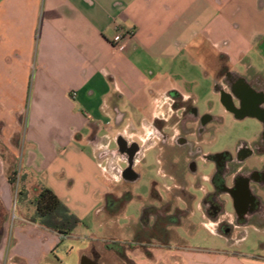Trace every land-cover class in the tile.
Masks as SVG:
<instances>
[{"label":"crops","instance_id":"1","mask_svg":"<svg viewBox=\"0 0 264 264\" xmlns=\"http://www.w3.org/2000/svg\"><path fill=\"white\" fill-rule=\"evenodd\" d=\"M131 30L116 50L112 38ZM200 48L236 75L264 81V0H0V264H52L60 237L30 222L36 187L51 189L80 220L100 201L108 205L114 176L101 154L115 139L98 137L99 128L125 120L121 107L139 114L149 107L152 115L141 119L136 136L152 141L153 123L168 124L185 98L163 86L172 77L166 67L185 64L189 52L195 61L192 52ZM13 173L15 186L8 181ZM18 191L26 213L8 233ZM148 233L133 230L130 243L152 245ZM231 257L156 249L130 259L227 264Z\"/></svg>","mask_w":264,"mask_h":264},{"label":"rangeland","instance_id":"2","mask_svg":"<svg viewBox=\"0 0 264 264\" xmlns=\"http://www.w3.org/2000/svg\"><path fill=\"white\" fill-rule=\"evenodd\" d=\"M189 53L190 57L187 58L185 64L180 66L170 64L166 67L167 72L172 73V77L164 78L162 84L165 88L179 92L181 96H184L183 102L194 107L199 116L205 114L212 116L213 121L206 126L205 131L198 138L192 136L189 138L195 144L197 141L199 142V147L204 155L223 152L234 155L241 145H251L256 142L263 131V126L260 121L254 118L236 119L222 106L220 97L214 90L215 65H217L213 61L214 52L206 48L194 50L192 59L195 61L191 60V52ZM222 64L228 68L226 63L222 62ZM234 70L238 73H245L241 66L234 67ZM121 109L127 112L125 117L128 120L125 118L120 123L110 121L105 128H99L97 135L98 137H109L111 134L115 140L119 133L124 134L128 139H130L129 135H134L132 141L137 143L140 149L137 164L134 166L137 179L121 184L109 178L112 195H109L107 200L111 198L114 201L117 196L123 206L121 209L119 207L112 209L111 203L108 202V205H105L100 201L98 206L85 211L81 218L82 225L73 232L72 236L63 240L59 238L58 246L54 249L52 264H79L81 256L86 252L88 254L91 248L108 257L109 253L106 252L104 246L109 242L114 247L130 243L133 239L131 232L140 227L138 220L141 218L144 206L149 205L152 193L156 191L161 197H164L166 186L171 185L167 177L169 175L177 176L180 172H182L181 179L183 178L188 191L195 198L192 204L193 214L186 221L188 226L185 224L184 229L179 231L182 240L179 247H182V251H189L193 258H197L199 254H205L210 259L230 255L232 259L227 264H264L263 221L253 220L238 224L228 236L223 235L227 229L214 234L197 210L203 190L210 188L206 177L212 174L213 164L198 159L196 161L197 176H193L185 170L186 163L184 161L180 160L177 163L175 159L180 157L181 152L185 153L188 147L176 149L171 154L172 156L170 155L171 157H167L164 153L162 154V150L165 149L163 145L158 146L157 143L151 145L148 143L150 141H147L146 144L139 142L136 134L143 133L139 123L141 119H150L153 108H144L141 114L130 105L121 107ZM115 140L111 141L108 150L116 148ZM85 150L92 155L95 161L97 160L94 147L87 146ZM170 158L177 163L173 165L175 168L171 167L172 163L168 161ZM256 159H249L245 166H252L251 164ZM107 170L110 171V165ZM153 189L155 190L152 192ZM96 198L99 199L97 194L94 195V199ZM222 200L226 202L224 206L225 218L233 216L234 208L231 199L222 196ZM25 207L23 197L15 198L10 214L8 233L16 226L19 214L26 213ZM172 248L176 249L177 247L172 244Z\"/></svg>","mask_w":264,"mask_h":264},{"label":"flooded vegetation","instance_id":"3","mask_svg":"<svg viewBox=\"0 0 264 264\" xmlns=\"http://www.w3.org/2000/svg\"><path fill=\"white\" fill-rule=\"evenodd\" d=\"M220 62L215 68L214 90L220 97L222 106L236 119L250 117L260 121L263 131L259 139L251 145H241L234 155L227 152L204 155L199 142L197 141L196 145L189 138L190 136L198 138L213 118L208 114L199 116L194 107L178 100L174 107L178 114L173 115L168 124L155 121L152 125V141L148 143L163 145L165 149L162 150V154L167 157H171L176 149L188 147L185 153L181 152L180 157L175 159L176 162L184 161L185 170L193 176H197L198 159L213 164L212 174L206 177L210 188L203 190L197 210L210 226L212 233L227 229L223 235L228 236L238 224L253 220L263 221L264 224V81L257 78H242L226 68L221 60ZM115 143V149H107L101 154L109 159L108 165L114 176L112 181L121 184L135 181L137 175L134 166L140 153L138 144L125 135H119ZM251 158L257 159L252 166H245ZM173 160L170 158L168 161L172 163L171 167L175 168L173 165L178 162ZM181 174L182 172L177 176L167 177L171 185L166 186L164 197L154 191L155 189L152 190L154 191L152 199L148 206H144L138 220L139 228L149 231L148 239L152 240V245L124 243L114 247L109 243L104 249L107 253L113 252L115 259L103 256L91 248L89 253L84 255L82 264H134L130 259L134 254L151 257L153 250L156 249L171 253L180 250L183 252L182 247H179V243H182L179 231L184 229L186 221L193 214L192 204L195 198L188 191ZM222 196L231 199L233 203L232 221L225 218L226 202L222 200ZM111 200L109 198L107 201ZM116 202L111 208L121 209L123 205L121 206L120 199L117 198ZM172 241L180 249L172 248L169 244Z\"/></svg>","mask_w":264,"mask_h":264},{"label":"trees","instance_id":"4","mask_svg":"<svg viewBox=\"0 0 264 264\" xmlns=\"http://www.w3.org/2000/svg\"><path fill=\"white\" fill-rule=\"evenodd\" d=\"M15 177L16 173H13V177L8 179L12 186H15ZM35 191L36 194L30 202L34 210L30 222L57 234L60 240L71 237L73 232L82 225L81 220L65 206L51 189L40 185L35 188ZM23 196L21 191L16 193V199Z\"/></svg>","mask_w":264,"mask_h":264},{"label":"built area","instance_id":"5","mask_svg":"<svg viewBox=\"0 0 264 264\" xmlns=\"http://www.w3.org/2000/svg\"><path fill=\"white\" fill-rule=\"evenodd\" d=\"M133 35V31H126V32H121L118 31L115 36L112 38V45L113 47L118 50V51H122L125 47V42L130 40L131 37ZM72 96H75V93H72Z\"/></svg>","mask_w":264,"mask_h":264}]
</instances>
